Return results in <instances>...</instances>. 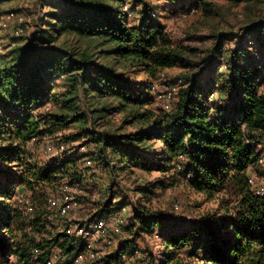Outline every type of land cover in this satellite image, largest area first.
<instances>
[{
	"label": "trees",
	"instance_id": "16d2710c",
	"mask_svg": "<svg viewBox=\"0 0 264 264\" xmlns=\"http://www.w3.org/2000/svg\"><path fill=\"white\" fill-rule=\"evenodd\" d=\"M217 1L168 0L175 13L197 11L207 18L219 15ZM229 1L246 9L260 3L261 9L248 18L233 47L225 46L230 37L214 36L213 51L194 63L186 52L195 55L196 50L175 44L157 9L144 0H37L42 12L50 9L41 17L39 36L0 48V264L24 257L26 222L39 224L16 201V195L25 196L17 187L36 191L70 178L83 190L91 188L92 199L103 193L101 182L93 180L94 168L117 176L122 165L157 170L162 177L138 188L141 200L124 228L131 237L112 259L123 260L127 248L134 256L146 239L140 251L150 255L141 257L142 264H154L149 239H159L165 249L162 264H264V195L257 193L256 180L250 182L263 174L264 0ZM139 6L137 18L132 12ZM130 17L137 18L135 23ZM69 35L98 41L101 57L114 56L126 70L57 46ZM176 68L185 73L166 83L167 71ZM178 80L177 93L160 98L161 88ZM60 81L66 85L61 96L56 94ZM115 116L120 117L117 128L98 130ZM59 137L54 147L67 146L56 153L61 159L40 166L29 145ZM155 141L163 151L152 150ZM72 142L82 143L70 149ZM112 185L102 212L123 214ZM183 186L205 202L217 201L216 213L199 224L146 206L159 193ZM173 208L183 209L179 202ZM73 251L70 243L64 246L66 254ZM48 254L42 252V264Z\"/></svg>",
	"mask_w": 264,
	"mask_h": 264
},
{
	"label": "rangeland",
	"instance_id": "374dc122",
	"mask_svg": "<svg viewBox=\"0 0 264 264\" xmlns=\"http://www.w3.org/2000/svg\"><path fill=\"white\" fill-rule=\"evenodd\" d=\"M144 2H146L145 4H147L149 8L157 9L158 19L166 25L175 44L196 50L195 55L190 52H186L188 59L194 63H201L213 51L214 43L216 42L214 36L222 34V37L224 36V38L226 36L230 37L229 40H224V42H227L225 46L227 48L233 47L235 42H237L236 36L239 37V35H241V28L249 21L248 18L255 16L259 12V9H261L260 3L257 6H251V9H246L244 5L234 6L229 0H218L217 2L220 6L219 15L207 18L202 16L200 13H197V11H192L190 13H175L171 10L172 5L168 2V0H144ZM38 3L37 0H0V48L2 50L11 46L15 47L13 40H19L16 45V47H19L22 46L29 37L32 38L39 36L42 29L39 24L41 23V17H46L50 9L47 8L46 11L42 12L43 6H40ZM140 8H142V6L136 8L135 12H132L134 16L137 14V18L140 16ZM12 12L16 14V18L15 20L9 22L7 20V16ZM129 12L131 13V10ZM137 18L130 17L131 23H135L134 21ZM5 22L7 23V27H4L3 25ZM19 30L21 31L19 32ZM231 37L235 38L234 41ZM97 43L98 41L96 40L91 41L69 35L61 37L57 46H62V44H64L65 47L70 50H75L76 52H88L93 54V57H95L96 60L103 64H107L109 67L114 66V68H116L119 72L123 69L126 70L123 65H119L114 56L108 55L101 57L100 52L103 48L99 47ZM184 73L185 71L180 68L169 70L167 71L165 81L168 84L174 83L176 79L179 76H183ZM56 86V94L61 96L66 88V85L60 81L56 84ZM164 90H167V88L164 89L162 87L161 91ZM80 105L83 107L82 102ZM104 124L103 126H99L98 130H113L120 124V117L115 116L113 122L110 124ZM127 130L131 129L128 128ZM73 133L74 130H71L65 132L64 135L67 136ZM60 138L61 137L56 140L51 139L50 144L56 147L59 144L58 142H60ZM82 142H72L69 147L70 149L78 148ZM151 146L154 151L159 152L160 150L161 152V150H163L161 143L157 141L153 142ZM46 147L47 139H44L39 143V145H29L31 153L37 156V161L40 166L47 164L48 157H50L46 154ZM58 155L59 154L54 155V159ZM51 158H53V156ZM57 158L60 157L58 156ZM262 171L263 174L261 176L254 175L253 177L254 180H256L257 185L264 190V165L262 166ZM94 172L95 178L93 180L94 182H101L102 186H98L103 193L100 195L96 193V196L93 194L92 199H90L89 192L92 189L85 187L84 196L81 200V207L78 209V214H76L77 212H71V217L76 216V218L80 219L78 221L83 224H89L95 221V219L104 218L107 220L109 218V213L107 211H102L103 204H105L110 198L112 191H108V189L112 184V187H114L113 192L117 194L116 203H123L120 208L126 209L122 212L124 214V220H128L129 224L134 217L136 211L135 208H137L135 207V204L141 200V196L136 195L138 188L141 186H148V182L154 183L162 177L161 173L157 170L149 171L135 167H127V165H122L121 169L117 170V176H114L113 174L111 176L108 172H100V170L97 171L95 168ZM0 182H2L1 179ZM61 182L62 181L52 187H36V191H33L27 186L17 187L18 193H20L19 188H23L25 199L29 198L30 203L34 207V211L31 213L27 210V208H25L26 213L30 216L29 218H31V220H36V222L39 221V224H34L33 222H30V220L26 222V241L24 240L22 243L26 248L24 257H18L15 255L11 258L9 264H42V262L39 261L42 252H49V257L50 252L52 253L53 249L62 250L66 244L70 243L69 238L65 234V228H62V225L64 226L65 219L58 215L59 211L57 207H51L47 200L51 195L59 192ZM105 192L108 193L105 194ZM20 196L16 195V201L21 202ZM175 202H179L181 204L183 208L181 211L177 212L173 210V204ZM145 204L146 206H151L153 211H160L168 216L170 215L180 218V220L183 218L181 221L197 222L199 224L203 223L202 221H205L207 217L215 214L219 208L217 201L205 202L203 197L194 194L184 186L182 188L178 187L168 189L165 192L159 193V196L153 200L152 204H149L148 202ZM110 220L114 221V218L111 217ZM124 233L127 234L128 238L131 237L127 232ZM150 241H152V239H149V242ZM153 242L156 244V254L163 253L165 249L161 240L156 239V241L153 240ZM140 243L141 244L138 248L140 250H144L147 246L146 239L143 242L140 241ZM114 246L115 244H113V247L112 244L109 246L111 254H114L117 251ZM151 253L154 256V262L156 263L157 256H155L156 254L154 252ZM131 257L128 256V258L132 260V262L129 261L132 264H142V258L139 259L134 256ZM160 260L162 261V258ZM86 264H91V262Z\"/></svg>",
	"mask_w": 264,
	"mask_h": 264
},
{
	"label": "built area",
	"instance_id": "2783aa9c",
	"mask_svg": "<svg viewBox=\"0 0 264 264\" xmlns=\"http://www.w3.org/2000/svg\"><path fill=\"white\" fill-rule=\"evenodd\" d=\"M129 11V8H125ZM16 18L15 13H10L7 16V20L13 21ZM4 27H7L5 22ZM21 30H19L20 32ZM19 34V33H18ZM182 84V80H178V83L165 91H161L160 98L167 99L173 97L177 93L179 85ZM156 89V87H154ZM67 146L62 144L58 148H55L51 144H47L46 154L48 157V162L54 161V155L58 152L64 153ZM85 150V148H83ZM53 156V158H51ZM88 165L93 164L89 161ZM261 165H264V158L261 160ZM251 184L255 185V180L252 178L250 180ZM256 191L260 195H264V190L258 186ZM84 196V190L77 184L73 183L70 178H63L61 182V187L58 193H54L47 200L51 207H57L58 215L65 219L64 226L65 234L70 240V244L74 247L72 254H66L64 248L53 249L52 253L46 260L45 264H86L91 262V264H132L127 260L117 261L111 258V252L109 246L112 244L109 240L110 237V227L108 221L104 218L95 219V221L87 224L79 222L78 218L71 217V212H77L81 207V200ZM21 202L25 205V208L31 213L34 211L33 205L30 203L29 198L25 199V196H20ZM176 209H180L179 204L175 205ZM126 209L124 208L123 211ZM119 216V214H117ZM86 221V220H85ZM118 231L120 228V219H117ZM153 252V251H152ZM150 254L142 252L140 250H134V256L136 257H148ZM156 256V255H155ZM161 259V258H160ZM156 257V263L160 264L162 261Z\"/></svg>",
	"mask_w": 264,
	"mask_h": 264
},
{
	"label": "crops",
	"instance_id": "0c3cea01",
	"mask_svg": "<svg viewBox=\"0 0 264 264\" xmlns=\"http://www.w3.org/2000/svg\"><path fill=\"white\" fill-rule=\"evenodd\" d=\"M161 151H163V150H161ZM117 214H119V216H117ZM111 217L114 218V221H111L110 220ZM118 217H119L120 222H121L120 223L119 231H118V228H117V226H119L118 225V222H117ZM107 221H108V224H109V227H110V237H109V240L112 243V247H113V244H115L114 248L117 249V251H116L115 254H118V253H120L119 247L128 238L127 234L124 233V232H126L124 228L128 225V220H126V221L124 220V214H120V212H117L116 213V212L111 211L109 213V218L107 219ZM126 222H127V224H126ZM155 245L156 244L153 242V240L149 242V247H150L151 251H153L156 254V252H157L156 249L157 248L155 247ZM125 253L122 254L123 257H124L123 260H127V261H131L132 262V260L128 258V256L131 257V255H130V253H131L130 248H129V250L127 248ZM158 253H160V252H158ZM156 256L158 257V259L161 258V255L160 254H156Z\"/></svg>",
	"mask_w": 264,
	"mask_h": 264
}]
</instances>
